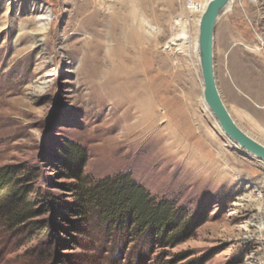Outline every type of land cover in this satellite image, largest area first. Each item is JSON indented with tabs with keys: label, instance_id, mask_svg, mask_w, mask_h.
<instances>
[{
	"label": "rangeland",
	"instance_id": "374dc122",
	"mask_svg": "<svg viewBox=\"0 0 264 264\" xmlns=\"http://www.w3.org/2000/svg\"><path fill=\"white\" fill-rule=\"evenodd\" d=\"M192 1L188 8L189 0H0V169L15 171L11 187L29 190L34 215L16 225L0 196V264H264V163L241 153L202 109L200 69L187 44L169 47L173 38H197L206 0ZM255 1L234 0L240 17L230 27L259 51L227 44L220 18L213 65L233 120L260 143L264 0L247 4ZM161 83L171 89L149 112L154 126L167 139L189 135L179 129L181 120L198 128L187 146L200 141V162L219 173L191 167L185 154L152 163L149 175L123 164L130 142L153 143L136 134L145 127L137 106L148 85ZM66 143L84 148V175H128L156 201L174 203L200 222L178 244L157 250L88 223L69 209L72 182L58 150Z\"/></svg>",
	"mask_w": 264,
	"mask_h": 264
},
{
	"label": "trees",
	"instance_id": "16d2710c",
	"mask_svg": "<svg viewBox=\"0 0 264 264\" xmlns=\"http://www.w3.org/2000/svg\"><path fill=\"white\" fill-rule=\"evenodd\" d=\"M60 165L69 185L72 203L70 212L88 223L96 224L111 236L147 243L154 250L176 245L193 231L198 217L187 219L183 209L171 202L156 201L145 188L128 175L119 174L95 180L84 175V148L74 143L59 147ZM14 170V169H13ZM15 171L0 169V196L4 208L18 226L34 217L29 190L21 192L11 187Z\"/></svg>",
	"mask_w": 264,
	"mask_h": 264
},
{
	"label": "bare ground",
	"instance_id": "6f19581e",
	"mask_svg": "<svg viewBox=\"0 0 264 264\" xmlns=\"http://www.w3.org/2000/svg\"><path fill=\"white\" fill-rule=\"evenodd\" d=\"M209 1L210 0H206L201 5V7H200L201 15L203 14V12H204L207 4L209 3ZM258 3H259L258 0H256L255 2H249L247 4L251 7H255ZM236 5H235L234 0H229L228 3L226 4V6L220 11V13L218 15V19L223 18L222 27H223V38H224L225 42L228 44L229 41L231 42L234 40L235 42H237V41L241 42V43H238L237 45H241V46L244 45L245 46L246 43H244L242 40L238 39L234 35V32L230 27L231 21L234 19H238L240 17V13H239ZM39 20L45 21L47 19H46V17H41ZM199 21H200V19H198L197 25H199ZM194 38L195 39H193V41H191L192 39L190 41H188V37L183 36L181 43H177L181 39L173 38L169 42V47L170 46L178 47L177 49L180 50V49H184L185 48L184 45L187 44V46L189 47L188 49H191L192 53L196 57L197 67L200 69L198 42H197V38L196 37H194ZM246 48L250 49L251 51L252 50L259 51L258 47L251 49L248 45H246ZM184 51H186V50H184ZM189 53L190 52H188L187 55L190 57L191 53L190 54ZM200 76H201V72H200ZM201 80H202V78H201ZM198 83H199L198 86L200 87V100L202 101L201 102L202 109L205 112H207V114L209 113L210 115H212V113L210 112V110L208 109V107L205 105V103L203 101V96H202L203 85H202L201 81H199ZM187 84L189 86L188 93L194 94L195 93V85L192 83L191 74L189 75V73L187 75ZM165 85L166 84L163 85V83H161L156 87H152L151 84L147 86L148 90L146 92H143V94L140 96L139 101H138V106H137L138 111L142 112V117L139 121L140 125L142 123L143 124L145 123V127L140 132H138V131L136 132L137 127H135L133 130L127 131L128 133L126 134V136L127 135L132 136L136 132L137 135H139L143 138H146V141L150 140L153 142L151 144L148 143L150 145H147L146 147H142V145H144L145 142L142 144V143H139V141H134V140H133V142L129 141L130 145L126 146V147H128V149L125 150V152L123 153L122 159L125 161L123 164L124 165H126V164L127 165L128 164L133 165L136 168V170L142 175H149L150 174V171H151L150 167H151L152 163H154V162L158 163L161 161L163 163L164 162L168 163V162H170L173 155H178V154H185L189 160V163L191 164V167L195 166V168H196V166H199V165L203 166V164L200 161L203 157V154H205V153H203V151L199 150L202 143L200 141L196 140L194 148H189L187 146V143L189 141H191L193 138L192 135L197 133L198 128L192 127L189 124V122H187L185 120H181L177 124L179 129H181V130H183L185 128L188 129L189 135L186 137H183V138L176 137L173 135V137L167 139V138L162 136L163 130H158L154 126V124H156L155 123L156 118L154 116H152V114H150L149 112H151L155 109V103L156 102L163 101L164 100L163 96L170 93L169 90L171 88L169 89V87L165 86ZM152 89H154V90H152ZM141 90L142 89H140V91H138V92L139 93L142 92ZM171 134H173V133H171ZM123 138H124V136H123ZM116 141H117L116 144L118 145V148L120 150H123V148H125V147L122 148L121 144H123V145H126V144H124L123 141H121L119 139H116ZM184 141H185V144H184ZM127 144H128V142H127ZM134 146H135V148H133ZM120 150H119V152H120ZM135 150H136V153H134ZM241 153L248 156L252 160H256V158L253 155L248 154L245 151L244 152L241 151ZM121 156H122V153H121ZM121 163H122V161H121ZM203 167H204L205 172L210 171L211 174L219 173L218 169L217 168L215 169L213 166L208 165V166H203ZM154 171H155V168H154ZM197 175L203 176L204 174H197ZM262 188L264 189V185Z\"/></svg>",
	"mask_w": 264,
	"mask_h": 264
},
{
	"label": "water",
	"instance_id": "95a60500",
	"mask_svg": "<svg viewBox=\"0 0 264 264\" xmlns=\"http://www.w3.org/2000/svg\"><path fill=\"white\" fill-rule=\"evenodd\" d=\"M229 0H210L198 25V50L203 101L226 137L240 149L264 163V146L242 131L233 120L220 95L214 76V29L220 11Z\"/></svg>",
	"mask_w": 264,
	"mask_h": 264
},
{
	"label": "crops",
	"instance_id": "0c3cea01",
	"mask_svg": "<svg viewBox=\"0 0 264 264\" xmlns=\"http://www.w3.org/2000/svg\"><path fill=\"white\" fill-rule=\"evenodd\" d=\"M239 79H240V77H239ZM260 81H261L262 85L264 86V69L261 71ZM261 138H263V139H261L260 143H264V134L261 135Z\"/></svg>",
	"mask_w": 264,
	"mask_h": 264
},
{
	"label": "built area",
	"instance_id": "2783aa9c",
	"mask_svg": "<svg viewBox=\"0 0 264 264\" xmlns=\"http://www.w3.org/2000/svg\"><path fill=\"white\" fill-rule=\"evenodd\" d=\"M194 5L193 1L192 0H189V3H188V8L192 7Z\"/></svg>",
	"mask_w": 264,
	"mask_h": 264
}]
</instances>
